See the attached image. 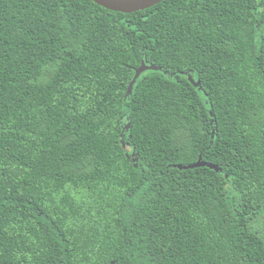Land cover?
Masks as SVG:
<instances>
[{
    "label": "trees",
    "instance_id": "1",
    "mask_svg": "<svg viewBox=\"0 0 264 264\" xmlns=\"http://www.w3.org/2000/svg\"><path fill=\"white\" fill-rule=\"evenodd\" d=\"M110 263L264 264V0H0V264Z\"/></svg>",
    "mask_w": 264,
    "mask_h": 264
},
{
    "label": "water",
    "instance_id": "2",
    "mask_svg": "<svg viewBox=\"0 0 264 264\" xmlns=\"http://www.w3.org/2000/svg\"><path fill=\"white\" fill-rule=\"evenodd\" d=\"M90 1L111 11L132 13L138 10H144L146 8H149L163 0H90ZM146 70H159V68L154 65H146L144 62H141V64L135 69L134 76L129 82L128 90H130V88L133 86L134 82L140 76V74ZM189 81L194 86L198 85V82H194L191 78H189ZM177 166L178 168H184V169L207 166L209 168L218 170V167L216 165L202 161L200 157L196 162L192 164L185 166L182 165H177Z\"/></svg>",
    "mask_w": 264,
    "mask_h": 264
}]
</instances>
